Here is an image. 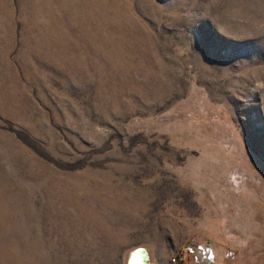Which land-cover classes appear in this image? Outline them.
<instances>
[{
  "label": "rangeland",
  "instance_id": "rangeland-1",
  "mask_svg": "<svg viewBox=\"0 0 264 264\" xmlns=\"http://www.w3.org/2000/svg\"><path fill=\"white\" fill-rule=\"evenodd\" d=\"M138 248L264 264V0H0V264Z\"/></svg>",
  "mask_w": 264,
  "mask_h": 264
},
{
  "label": "bare ground",
  "instance_id": "bare-ground-1",
  "mask_svg": "<svg viewBox=\"0 0 264 264\" xmlns=\"http://www.w3.org/2000/svg\"><path fill=\"white\" fill-rule=\"evenodd\" d=\"M235 182L238 183V186L241 185L239 184V181L237 180V178H234ZM241 187V186H239ZM130 264H145V257L144 255L140 256L139 253H134L131 255L130 258Z\"/></svg>",
  "mask_w": 264,
  "mask_h": 264
},
{
  "label": "water",
  "instance_id": "water-1",
  "mask_svg": "<svg viewBox=\"0 0 264 264\" xmlns=\"http://www.w3.org/2000/svg\"><path fill=\"white\" fill-rule=\"evenodd\" d=\"M136 252L139 253L140 256L144 255V257H145V264H153V263H151V258H150L149 252L145 248H138V249L134 250L130 254V256L128 258L127 264H130L131 255L134 254V253H136Z\"/></svg>",
  "mask_w": 264,
  "mask_h": 264
}]
</instances>
